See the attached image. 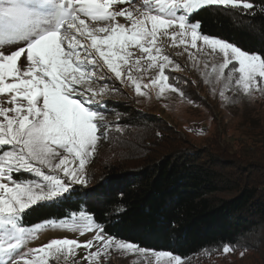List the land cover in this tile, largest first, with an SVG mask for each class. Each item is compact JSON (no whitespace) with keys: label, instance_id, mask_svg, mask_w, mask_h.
<instances>
[{"label":"snow or ice","instance_id":"1","mask_svg":"<svg viewBox=\"0 0 264 264\" xmlns=\"http://www.w3.org/2000/svg\"><path fill=\"white\" fill-rule=\"evenodd\" d=\"M210 6L264 16V0L258 8L253 0H0V264H58L69 255L72 264H102L111 250L185 264L180 255L107 234L82 207L62 219L26 220L37 207L65 204L74 185L86 186L101 144L113 130L124 131L106 118L103 97L114 91L112 80L137 96H149L153 86L158 96L167 89L184 96L169 83L166 69L181 65L165 53V39L185 52L221 57L204 77L214 94L221 86L224 101L234 102L227 95L233 90L249 100L264 97V53L205 34L196 17ZM153 69L158 74L144 83ZM46 230L91 237L29 247ZM233 251L232 244L222 247Z\"/></svg>","mask_w":264,"mask_h":264},{"label":"trees","instance_id":"2","mask_svg":"<svg viewBox=\"0 0 264 264\" xmlns=\"http://www.w3.org/2000/svg\"><path fill=\"white\" fill-rule=\"evenodd\" d=\"M253 2L260 6V0ZM196 19L205 34L264 53V16L210 6ZM147 121L163 120L153 114ZM180 146L136 165L108 167L94 185L73 187L62 206L37 207L26 223L62 219L82 207L107 234L154 251L186 258L232 244L264 253V177L234 174L226 170L233 165L225 157Z\"/></svg>","mask_w":264,"mask_h":264},{"label":"rangeland","instance_id":"3","mask_svg":"<svg viewBox=\"0 0 264 264\" xmlns=\"http://www.w3.org/2000/svg\"><path fill=\"white\" fill-rule=\"evenodd\" d=\"M164 45L165 53L181 65L178 71L166 69L169 83L183 91L184 96L181 97L179 92L171 89H167L163 96H158V86L147 90L149 96H137L130 85L112 80L109 88L114 91L103 97L108 109L106 118L113 129L120 125L124 131L113 130L101 144L89 166V172L94 173V178H90L86 186L73 187L88 188L99 180V173L108 167L117 164L136 165L146 157L150 159L152 153L176 145L206 149L223 156L233 165L226 170L234 174L264 177V97L257 96L256 99L249 100L233 90L227 95L234 102L224 101L219 96L221 86H215L214 94L213 84L205 82L204 77L206 71L211 72L212 64L221 62L219 55L206 54L207 49L197 52L189 48L185 52L182 46H170L167 39ZM189 52L194 56H190ZM205 63L209 65L207 69L204 67ZM157 74V70L153 69L144 76L143 82H148L149 78H154ZM211 78L214 79V76ZM100 83L102 82L98 81L97 86ZM110 103L116 107H112ZM119 107H124L125 110ZM153 114L163 121H147ZM65 236L85 241L91 234L46 230L29 247H38L52 238ZM249 244L255 245L253 242ZM83 254L81 251L80 256ZM184 261L185 264H264V253L235 248V251L224 254L222 248H217L186 257ZM58 264H72L71 255L67 260L60 259ZM102 264H167V260L161 258L158 261L152 252L140 254L111 250Z\"/></svg>","mask_w":264,"mask_h":264}]
</instances>
